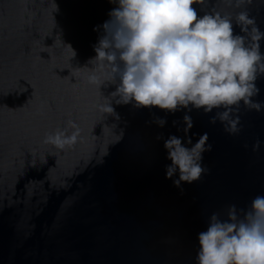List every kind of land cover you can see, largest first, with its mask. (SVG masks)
I'll return each instance as SVG.
<instances>
[{
  "label": "water",
  "instance_id": "95a60500",
  "mask_svg": "<svg viewBox=\"0 0 264 264\" xmlns=\"http://www.w3.org/2000/svg\"><path fill=\"white\" fill-rule=\"evenodd\" d=\"M117 6L0 0V264H197L198 234L209 216L225 218L229 204L245 207L264 195V110L241 102L243 128L230 135L220 121L209 122L217 109H193L187 134L184 111L135 108L115 98V114L98 109L116 85L88 82L103 32L94 27ZM194 7L200 16L213 8L231 16L234 35L245 37L237 14L246 10L264 32V0ZM259 43L264 55V38ZM255 83L260 93L253 99L264 102V74ZM153 114L167 123L151 122ZM69 120L81 129L73 147L43 142ZM205 132L213 145L203 153L209 171L175 186L178 172L166 178L171 161L164 140L176 135L190 147L187 137L195 143ZM257 138L260 149L253 152Z\"/></svg>",
  "mask_w": 264,
  "mask_h": 264
},
{
  "label": "clouds",
  "instance_id": "9594fccd",
  "mask_svg": "<svg viewBox=\"0 0 264 264\" xmlns=\"http://www.w3.org/2000/svg\"><path fill=\"white\" fill-rule=\"evenodd\" d=\"M112 2L118 6L108 13L110 18L94 27L103 32L93 45L96 55L89 61H95L88 76L90 84L99 89L109 83L116 85L105 96L107 103L97 105L101 112L115 114L113 98L116 104L134 102L135 108L155 107L172 114L184 111L183 131L187 134L194 126L189 114L193 109L204 113L217 109L209 122L220 121L225 132L238 135L243 128L238 114L241 102L248 110H264V102L253 99L260 93L255 83L258 73L264 74L259 43L264 32L246 10L237 14V22L250 39L234 35L231 16L215 8L198 15L194 5H204L206 0ZM241 2L236 0V6ZM151 122L163 127L167 120L154 115ZM80 135L79 125L69 120L67 128L46 133L43 142L63 150L73 147ZM156 138L162 139V135ZM208 140L207 132L195 143L187 137L190 147L176 135L165 139L166 158L171 161L165 166L166 178L178 172L173 180L177 187L181 182L200 180L209 171L203 164V153L213 148ZM260 144L257 138L253 152L259 151ZM198 241L197 264H264V195H255L245 207L229 204L225 218L213 212Z\"/></svg>",
  "mask_w": 264,
  "mask_h": 264
}]
</instances>
